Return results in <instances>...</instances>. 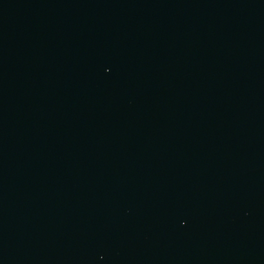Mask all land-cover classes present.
I'll use <instances>...</instances> for the list:
<instances>
[{"label":"water","instance_id":"water-1","mask_svg":"<svg viewBox=\"0 0 264 264\" xmlns=\"http://www.w3.org/2000/svg\"><path fill=\"white\" fill-rule=\"evenodd\" d=\"M0 264H264V0H0Z\"/></svg>","mask_w":264,"mask_h":264}]
</instances>
